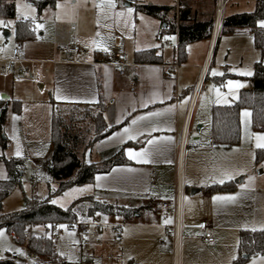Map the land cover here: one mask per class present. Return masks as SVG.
<instances>
[{"label": "rangeland", "instance_id": "374dc122", "mask_svg": "<svg viewBox=\"0 0 264 264\" xmlns=\"http://www.w3.org/2000/svg\"><path fill=\"white\" fill-rule=\"evenodd\" d=\"M139 2L172 6L178 0H116L115 9L105 8L104 12H100L96 7L99 0H58L60 8L56 7V3L55 7L46 8L40 15L35 5L30 4L27 0H16V19H0L5 22L0 26V45L2 46L0 59L11 57L12 49L19 44L16 36V22L24 19V16H28V19L33 21L37 34H42L41 41L47 42L46 46L49 48L55 47L60 56L66 55L62 47L67 42L73 46L68 51L71 53H74L77 48L86 52L94 44L105 43L104 45H107L113 54L116 51L126 52L129 62H132L131 52L134 53L133 49L137 44H146L144 46L158 47L160 51L163 50L165 58H172L178 62L177 35L160 33L156 38L153 31L155 29H150V26H155L157 29L162 25L161 20L137 10L136 4ZM187 2L195 10L194 15L199 19L216 15V0H188ZM17 5H20L19 10ZM27 5H31V8L26 7ZM127 8L134 9L130 18L126 13ZM255 8L256 0H228L223 19L226 15L251 12ZM31 9H35V11L32 12ZM120 12H124L125 15L117 16L116 13ZM37 25H42V27H37ZM7 32L10 33L9 37H5ZM114 36H121L122 45L115 44ZM167 40L169 43H166ZM206 41L207 39H203L189 43L186 48L187 59L181 62V66L185 68V81L191 88L195 85L196 72L200 71L202 48L199 46L201 43H207ZM33 43L32 41L26 43L25 53L37 58V44L34 46ZM23 56L25 57L24 53ZM191 59H193L192 63H190ZM258 61L264 63V54L255 46L254 38L249 31L242 30L225 34L219 31L211 58L205 67L201 86L196 90L193 105L192 130L197 132L201 141H206L212 135V107L216 104H232L238 100L241 90L251 86L249 77L252 75L244 73L251 72L253 74L254 66ZM213 71H215V75H213ZM26 76L30 78V76ZM229 81H232L233 84L229 85ZM31 83L25 85L18 80L12 81L10 76H3L0 72V86L4 85L5 92L12 96L11 99L5 101L6 118L5 122L0 124V180L8 178L5 159H20L23 171L21 183L13 188L7 196L0 198V218L24 210L30 199L42 200L46 198L57 186L56 181L49 176L45 169V162L53 153L51 98L54 95L49 86L46 89H40L41 81L31 80ZM237 84L240 86L237 87ZM218 100L221 102L218 103ZM224 100L227 103H224ZM13 117H19V119L14 120ZM200 125L202 127L198 129ZM241 125L240 143L233 146H222V149H230L232 167L234 164V168L240 172L238 173L240 174L239 178H244L241 183L244 187H241L242 191L240 192L242 198L229 204L228 214L219 221V228L226 235L222 238V246L218 253L221 255L230 254L232 249L235 258L239 256L241 230H252L253 228L262 230L264 228V155L260 159L257 156L258 152L264 151V148L256 147L255 136L258 133L264 134V131L253 129L252 112L247 107L241 110ZM4 142L6 145L3 144ZM17 145L21 152L20 156L15 155ZM219 145L221 144L216 147ZM187 172L188 170L186 171L188 180L190 177ZM249 177L253 179L249 180ZM237 178L234 179L235 182ZM88 186L89 184L76 185L62 193L52 194L51 201L55 200L54 204L67 207L77 198L88 194ZM73 189L82 191H72ZM191 190L189 188V194ZM205 191L206 188L197 195H204ZM66 193L67 195H65ZM47 228L48 226L43 222L29 224L26 228V237L29 239L50 235L52 232H49ZM0 229L4 231V235L0 237V259L12 258L20 264H41L37 262L39 257L32 256L25 244L21 245L16 242L6 226ZM53 233L57 250L59 253H64L62 256L66 258L68 264H119L117 253L122 243L117 235L105 246L102 242V245L99 246L102 247L101 249L95 245L96 251L93 253V251L84 252L82 250L81 236L75 227L68 226L66 229L62 228L59 233ZM14 249H21L25 254L21 255ZM171 253L172 264H186L181 247H177V249L173 247ZM260 257L264 256L252 255L241 264H253L254 260L255 264H264V259H260ZM89 258L92 259L91 262H87ZM121 259L123 260L122 264H127L128 261L124 260V257Z\"/></svg>", "mask_w": 264, "mask_h": 264}, {"label": "crops", "instance_id": "0c3cea01", "mask_svg": "<svg viewBox=\"0 0 264 264\" xmlns=\"http://www.w3.org/2000/svg\"><path fill=\"white\" fill-rule=\"evenodd\" d=\"M178 2L181 3V0ZM161 26L157 29L150 26V29H155L153 31L156 38L162 33ZM242 30L248 31H238ZM7 34L10 36L7 32L5 37ZM41 35L36 32L33 38L18 39L25 58L44 61L41 69L46 74V79L41 81L40 89L49 86L55 100L60 102L96 104L102 101L106 122L109 125H120L85 151L88 160L100 161L113 156L124 147L125 157L129 160L128 163L113 166L107 172L96 174L94 180L87 183L91 187L86 195L91 194L100 201L114 203L130 210L128 215L126 212L102 214L103 218L123 222V225L117 232H112L111 228L107 227L101 234V242L96 244L97 248L102 242L105 246L117 235L122 243L117 253L119 264L123 263L121 257L128 261L127 264H172L173 247H181L186 264H233L237 257L233 259L235 253L232 249L230 254L218 253L222 238L226 235L220 230L219 221L228 214V205L233 201L213 199L216 196L228 195L236 196V199L242 198L240 192L244 178H239L240 172L234 168V164L232 167L230 149H222L225 145L221 144L210 150H188L181 162L177 154V143L185 127L188 128V139H200L197 132L192 130L194 113L191 100L193 93L201 86L217 34L213 33L207 43H201L199 46L202 48V59L192 88L185 81V68L181 66L179 59V69L175 77L167 76L168 64L174 60L165 58L163 50L160 51L158 47L137 44L133 49L134 53L131 52L132 62L127 65L126 72L120 74L115 55L120 51L113 54L105 43L94 44L86 52L78 48L74 53L64 50L66 55L60 56L55 47L49 48L46 46L47 42L41 41ZM114 39L117 46L122 45L121 36H114ZM29 41L34 42V46L37 44V58L25 53V46ZM105 47L107 51H104ZM152 48L162 56V63L136 62V51ZM192 61L193 59L190 63ZM7 76H10L12 81L18 80L25 85L32 84L31 80L35 81L18 73ZM133 78L134 82L131 81ZM3 86H0V95L6 93ZM6 94L9 95L8 99L0 97L4 104L12 98L11 94ZM150 112L159 115L148 116ZM139 117L145 118L138 119ZM201 127L200 125L198 129ZM126 128L129 130L127 133L124 131ZM149 140L153 142L148 143ZM129 149L133 153L146 152L148 162L131 158ZM180 169L184 175L185 193L180 214L182 226L179 239L176 240L169 233L176 222V213L170 212L158 217L152 208V201L156 198L174 197ZM187 170L190 177L188 180ZM225 173L228 175L225 176ZM97 176L101 179L97 180ZM229 176L231 178H228ZM236 177L241 180L235 182ZM221 179L224 180L223 183L219 182ZM219 184H229L231 188L211 190L212 186ZM189 188L200 190L190 195ZM205 188L204 195L198 196L197 193L203 192ZM169 220L171 222H166ZM202 221H206L209 224L208 230L214 233V237L217 236L214 242L205 239L204 230L198 226ZM92 251L94 253L96 248ZM91 261V258L87 259V262ZM37 262L42 264L39 259Z\"/></svg>", "mask_w": 264, "mask_h": 264}, {"label": "trees", "instance_id": "16d2710c", "mask_svg": "<svg viewBox=\"0 0 264 264\" xmlns=\"http://www.w3.org/2000/svg\"><path fill=\"white\" fill-rule=\"evenodd\" d=\"M37 7L39 15L48 7H55L58 0H27ZM188 0H181L184 5L179 13L175 5H157L139 2L136 9L161 20L162 34L178 35V59H187V45L191 42L211 38L214 28V14L206 18H197ZM16 0H0V19H16ZM264 20V0H256V8L251 12L225 16L220 32L233 33L247 29L254 38L255 46L264 54V27L259 21ZM36 35L33 21L21 19L16 22V36L19 40H27ZM137 63H162V56L156 49L139 50L135 53ZM251 86L241 90L238 100L232 104L214 105L212 107V136L218 144L237 145L241 141V110L245 107L252 112V127L255 131H264V63L256 62L254 73L249 77ZM53 106L51 141L53 153L45 162L49 176L57 186L49 196L42 200L30 199L24 210L0 218V228L6 226L18 244H25L30 254H36L43 264H68L58 250L55 234L31 237L27 239L26 228L29 224L48 221H72L74 219H90L96 213H124L130 210L96 199L93 195H85L74 200L69 206L61 207L52 203L51 195L62 193L67 189L91 183L98 173L107 172L113 166L128 163L124 147L113 156L91 161L85 157L86 149L97 141L108 136L120 125H109L103 115L104 103H66L55 100ZM6 107L0 100V124L5 122ZM127 122V121H125ZM124 124V123H123ZM6 145V142L3 143ZM83 150H81V148ZM264 151L258 152V158ZM8 178L0 180V198L7 196L22 181V163L20 159H5ZM229 184H219L211 190H227ZM239 256L233 264H241L252 255L264 254V230H241L239 236ZM0 264H20L12 258L0 259Z\"/></svg>", "mask_w": 264, "mask_h": 264}, {"label": "built area", "instance_id": "2783aa9c", "mask_svg": "<svg viewBox=\"0 0 264 264\" xmlns=\"http://www.w3.org/2000/svg\"><path fill=\"white\" fill-rule=\"evenodd\" d=\"M228 0H216V15L214 19V28L213 33L218 34L223 22V13L225 9V5ZM184 7L183 4L178 2L176 6V12L179 13L180 9ZM169 43V40L166 41ZM178 46V43H177ZM71 44H67L62 47L63 50L69 51L71 50ZM1 48V45H0ZM116 57L118 59V66L120 74H124L126 72V67L129 64L128 54L124 51L117 52ZM43 60L36 59H27L22 55V49L20 46H16L12 50V57L0 59V72L2 75H9L11 73H18L21 75H29L35 81H44L46 79V74L42 71L41 66L43 65ZM179 69V63L174 61L168 64L167 67V76L169 78L175 77L177 71ZM132 82L135 79H131ZM196 98V91L192 95L191 106L194 105ZM218 145L217 140L210 136L206 141H201L200 139H188V128L182 131L180 139L177 143V154L179 162L182 161L183 156L188 150H210L215 148ZM37 180V179H36ZM185 193V184H184V175L183 171L180 169L178 171V180L175 185V193L174 197L169 198H156L152 201V208L154 213L158 217H162L170 212L176 213L177 219L175 224L173 225L170 235L174 236L176 240L179 239L180 229H181V219L180 214L182 210L183 197ZM44 224L52 225L51 228H47L49 232H61L62 228L57 227L60 224H64L70 227H75L79 232L82 240V250L84 252H91L94 246L100 241L101 234L103 231L110 227L112 232H117L123 222L120 221H110L109 219H105L102 217V213H96L90 219H74L72 221H48L43 222ZM200 228L204 230V237L209 242H214L215 237L211 231H209V224L206 221H202ZM32 256H36V254H31Z\"/></svg>", "mask_w": 264, "mask_h": 264}, {"label": "snow or ice", "instance_id": "6c2138e0", "mask_svg": "<svg viewBox=\"0 0 264 264\" xmlns=\"http://www.w3.org/2000/svg\"><path fill=\"white\" fill-rule=\"evenodd\" d=\"M26 7L28 8H31V5H27ZM57 8H60L61 5L59 3H57L56 5ZM96 7L100 10V12H104L105 11V8L111 10V9H115L116 7V0H99V3L96 5ZM20 8V5H17V9L19 10ZM32 12L35 11V9H31ZM134 9L132 8H127L126 9V13L127 15L129 16V18L131 17V14L133 13ZM117 16H124L125 13L124 12H120V13H116ZM24 19H28V16H24ZM141 19H143V17H141ZM9 24L11 22H8ZM97 23L99 24V20L97 21ZM5 22L3 20H0V26L4 25ZM259 25L261 27H264V20H261L259 21ZM37 27H42V25H37ZM97 35H99V33H97ZM107 47L104 48V51H107ZM215 71H213V75H215ZM245 75H252L251 72H246L244 73ZM229 85H232L233 82L232 81H229L228 82ZM240 85L237 84V87H239ZM217 95L219 96V93H217ZM59 98V96H58ZM218 103L221 102L220 100L217 101ZM224 103H227L226 100L223 101ZM153 115H159V113H148V116H153ZM245 115H248L247 113H245ZM145 117H139L138 119H144ZM14 120L16 119H19V117H13ZM136 121L134 120L133 121V124H135ZM124 131L127 133L129 130L126 128L124 129ZM256 136V140H257V143H256V147L258 148H264V134H255ZM153 141L149 140L148 143H152ZM129 152V155L131 158L133 159H138V160H142L143 162H148L147 160V153L146 152H140V153H133L131 149L128 150ZM15 155L16 156H20L21 155V152H20V149H19V145H17V150L15 152ZM228 174L225 173V176H227ZM228 178H231L230 176ZM97 180H100L101 177L97 176L96 177ZM253 178L252 177H249V180H252ZM220 183H223L224 180L221 179L219 181ZM88 187H91V185H89ZM241 187L243 188L244 185H241ZM72 191H82L80 189H73ZM67 195V193L65 194ZM214 200L216 201H235L236 199V196H232V195H228V196H216V197H213ZM52 203H56L55 200L52 201ZM166 222H171L170 220L169 221H166ZM49 228L52 227V225H48ZM57 227L59 228H67L68 226L67 225H64V224H60L58 225ZM262 230H264V228H262ZM252 231H256V228H253ZM4 235V231L2 229H0V237H2ZM14 251H17V252H20L21 255H24L25 253L21 250V249H14ZM61 255H64V253H60ZM233 259H235V257H233ZM260 259H264V257H260ZM253 264H255V260L253 261Z\"/></svg>", "mask_w": 264, "mask_h": 264}, {"label": "water", "instance_id": "95a60500", "mask_svg": "<svg viewBox=\"0 0 264 264\" xmlns=\"http://www.w3.org/2000/svg\"><path fill=\"white\" fill-rule=\"evenodd\" d=\"M9 36V34H7L6 35V37H8ZM40 87H41V85H40ZM0 97L2 98V99H8L9 98V95H7L6 93H2L1 95H0ZM241 179H237L236 180V182H239ZM200 189H195V188H193L192 190H191V193L192 194H195L196 192H198ZM1 205V204H0Z\"/></svg>", "mask_w": 264, "mask_h": 264}]
</instances>
